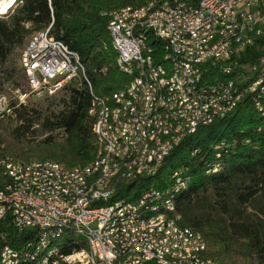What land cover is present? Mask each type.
<instances>
[{
  "label": "trees",
  "instance_id": "obj_1",
  "mask_svg": "<svg viewBox=\"0 0 264 264\" xmlns=\"http://www.w3.org/2000/svg\"><path fill=\"white\" fill-rule=\"evenodd\" d=\"M145 1L18 0L8 14L0 16V73L14 70V54L31 32L52 23L51 35L79 55L93 93L113 97L131 77L116 65L117 53L107 28L109 14ZM148 45L154 49L155 63L161 64L162 41L149 36ZM261 45L239 50L232 58L238 63L236 69L245 71L255 64L263 53ZM25 84L21 68L16 73L8 70L0 75V94L4 86L25 91ZM63 89L66 96L46 106L9 98L8 111L0 118V161L49 159L71 168L93 159L90 93L83 80L67 83ZM212 164L218 165L217 171L206 173ZM177 168H183L187 184L175 195V214L179 225L202 235L204 255L219 264H264V114L254 109L250 97L187 135L154 176L118 184V195L134 200L151 186L163 188ZM2 224L0 231H8L6 242L13 245L14 230L8 219Z\"/></svg>",
  "mask_w": 264,
  "mask_h": 264
},
{
  "label": "built area",
  "instance_id": "obj_2",
  "mask_svg": "<svg viewBox=\"0 0 264 264\" xmlns=\"http://www.w3.org/2000/svg\"><path fill=\"white\" fill-rule=\"evenodd\" d=\"M14 1V0H13ZM215 1H222V9H215ZM17 3H14V7ZM143 10V9H142ZM9 12V11H8ZM124 12L109 19L115 32L117 45L122 51L121 65L124 70L135 73L136 85L140 94L144 89H151V96L157 98V106L164 111V118L153 117V109L145 113H126L131 117V125H123V131L132 130L133 142L141 141L143 148H147V137L150 131H158L161 124H168L173 128V119L178 115H186V124L182 130H174L171 146H164L160 141V154L157 159L158 172L162 156L169 153V147H174L183 140V134L188 130L203 125L204 122L218 119L219 116L230 113L245 96H249L255 110L257 105L264 103V0H241L238 4H231V0H203L200 7L182 8L177 11V17L172 19L157 18L152 14L153 24L149 28L133 25V16L140 13ZM230 13H239V20L229 30H223L216 35V44H206V36L211 32H202V25L210 21V17L228 16ZM178 19L192 21L193 26H200V35L197 41L187 39V32L192 28H185L179 33V39H170L168 32H164V23L178 22ZM156 31L158 39H165L169 55L178 61L177 74H168L172 81L171 100L161 98L156 88V78L150 77V69H138L136 46L145 49V61L152 62L153 51L147 47L146 39H133V32ZM262 43V55L256 63L245 67V71L237 70L238 63L232 60L233 56L246 46ZM19 64L25 75L27 91L16 89L14 98L25 103L31 94L39 95L42 92H51L53 86L76 81L77 73L72 70V61L69 56L62 54L61 48L56 46V40L51 35L49 25L34 32L20 52ZM163 69V68H160ZM223 70H234L235 80H220ZM204 78H215V85H204ZM172 94H181L182 104L174 105ZM121 101L132 99L130 90L120 91ZM101 96H99L100 109ZM9 98L0 94V118L8 111ZM118 124V123H117ZM106 125H100L98 132H105ZM136 128H143L144 140H137ZM99 143V139H95ZM127 154L125 155V157ZM107 162V161H106ZM144 155L135 166L143 167L145 175ZM98 165L88 164V171H96ZM216 166H208L215 169ZM66 172V171H63ZM50 175L51 171L43 172ZM184 175L182 168L181 177ZM135 176V173H133ZM86 175H76L75 181ZM39 178V176H35ZM173 178V177H172ZM19 179V178H18ZM140 178H136L138 180ZM75 181L73 188H57L62 191V199L45 200L38 202V207H31V213H21L15 210L9 218L8 224L13 229L14 222H21V230H14L15 243L6 242L8 231L0 235V264L25 263L26 253L32 251L36 241H49V238L58 239V232L89 233L91 242L98 249L100 261H116L112 242H119L120 247L127 246V241L139 242L146 250L161 251L164 261H180L185 264H219L204 255L206 244L202 235L192 228L181 226L179 216L175 214V205L169 206V213L159 214L146 220L126 219V211L139 204L143 199L129 200L120 197L118 193H111L105 189L96 193L94 200H86L85 196H75ZM132 184V183H130ZM54 186V185H53ZM1 187V186H0ZM177 187V186H173ZM152 188V186H151ZM13 198L1 194L2 202ZM29 204L30 197L18 198ZM49 203H57V211L49 210ZM108 220H120V227L106 229ZM34 231H41V239H34ZM83 242V241H82ZM117 262V261H116ZM120 264V262H117ZM56 264H98L90 261L89 253L76 252L72 248L69 254ZM127 264H139L138 256L133 257Z\"/></svg>",
  "mask_w": 264,
  "mask_h": 264
},
{
  "label": "bare ground",
  "instance_id": "obj_3",
  "mask_svg": "<svg viewBox=\"0 0 264 264\" xmlns=\"http://www.w3.org/2000/svg\"><path fill=\"white\" fill-rule=\"evenodd\" d=\"M17 1L0 0V16L12 10L14 3H17ZM240 1L231 0V4H238ZM202 3L203 0H147L141 5H126L115 9L109 15L111 18L124 12L141 11L133 16V25L149 28L153 24L152 14L156 13L157 18L172 19V17H177V11H181L182 8L200 7ZM215 9H222V1H215ZM237 20H239V13H230L225 17H210V21H206V24L202 25V32H211V35L206 36V44H216V35L223 30L232 28ZM49 28H52V23L49 24ZM107 28L110 33L112 48L117 53L116 65L131 77V81L113 97H101L99 111V96L93 93L91 83L85 76L79 55L62 40L55 39L56 46L61 48L62 54L70 57L72 70L77 73V78L85 82L91 96L88 113L94 118L92 132L95 139H99V143H95L94 157L88 164L95 163V165H98L96 171L87 172L88 164L63 168L57 162L49 159L30 160L23 163L14 162L8 157L2 159L0 161V200L1 194L13 196V198L2 202L0 205V226L5 219H8L9 222V218L14 215L15 210H21V213H31V207H38V202L41 199H62V191L57 188H73L76 175H86V177H80L75 181V196H85L86 200H94L96 193L105 189H111V193H118L117 185L120 183L128 185L136 181V178L154 176L157 169L158 155L160 154L158 137L161 138V142H164V146H171L174 130L184 128L186 115L175 116L173 128L168 127V124H161L158 131H150L147 137V148L142 147L141 141L133 142L132 130L123 131V125H131V117H126V113H133L134 107L136 113H145L149 108H154L153 117L156 118H164V111L161 108H155L157 98L150 97L151 89H144V92L140 94L136 81H133L135 80V73L124 70L121 65L122 51L120 46L117 45L111 23H108ZM185 28H192V21L178 19V22L164 23V32H168L170 39H179V33H184ZM199 35L200 26H193L187 32V39L197 41ZM149 36L162 41L163 57H161L164 63L156 64L153 55L152 62H144L145 49L143 46H136L138 69H150V77L156 78V88L157 91H160L161 98L171 100L172 81L168 74H177L178 61L175 57L169 55L165 39H158L156 31L133 32V39H146L147 47H151L148 45ZM152 51H154L153 48ZM233 72L234 70H223L220 73V80H235L232 75ZM204 85H215V78H204ZM127 89L130 90L132 99H127L126 102L121 101L120 91H127ZM172 102L174 105H181V94H172ZM257 110L262 111L264 114V103L257 105ZM99 119L100 125H106L105 132H98ZM212 121L204 122L203 125L210 124ZM197 128L188 130L186 134H183V139L194 133ZM136 137L137 140H144L143 128H136ZM174 147H169V153ZM169 153L162 156L161 164ZM142 154L146 162L145 174H149L144 177L143 167L135 166L138 160L141 159ZM214 166H216L215 169L206 170V173L216 172L218 165ZM47 171H51L53 174H61V177L52 175V185L43 186V183L50 182V175L43 173ZM133 173H135V176H133ZM181 174L182 170L177 168L171 172L168 184L165 187H150L140 192L135 199H145L126 211V219L146 220L150 217H157L162 213H169L167 202L174 205L175 195L182 191L187 184V180L183 175L182 183L181 177H175V175ZM35 176H39V178H35ZM22 197H30L29 204H25V202L18 199ZM49 210L57 211V203H49ZM116 227H120V220H108L106 222V229ZM13 230H21V222H14ZM5 231L6 229L1 230L0 235ZM34 239H41V231H34ZM83 246H85V253H89L92 263L118 264L117 262H120V264H127L133 257L138 256L139 264H185L180 263V261H164V254L161 251L146 250V255H139L143 254V247H139V242L134 241H127L125 248L120 247L119 242H112V249L115 250V260L117 262L100 261L98 249L91 242L89 233L80 234V232L69 231L58 232V239L49 238V241H36L32 251L26 253L25 263L17 264H56L58 260L65 258L72 248L76 252H83Z\"/></svg>",
  "mask_w": 264,
  "mask_h": 264
},
{
  "label": "rangeland",
  "instance_id": "obj_4",
  "mask_svg": "<svg viewBox=\"0 0 264 264\" xmlns=\"http://www.w3.org/2000/svg\"><path fill=\"white\" fill-rule=\"evenodd\" d=\"M141 5V4H140ZM11 11V10H10ZM9 11V12H10ZM6 14H8V13H6ZM6 14H4V15H2V16H5ZM109 14V13H108ZM34 33V31L33 32H31V34L26 38V41H25V44H24V46L26 45V43H27V41L29 40V38L31 37V35ZM23 46V47H24ZM23 47H22V49H23ZM22 49H19V50H17L16 52H15V54H14V66H13V69L14 70H11V69H5L4 71V73H0V75H5L6 74V71H8V70H10L12 73L14 72V73H16V71H20V64H19V55H20V52H21V50ZM76 81L78 82V81H80V79L79 78H77L76 79ZM26 83V82H25ZM67 83H65V84H59V85H57V86H53V89H52V91L51 92H48V91H46V92H42V93H40L39 95H36V94H31V95H29L28 97H27V99H26V102H28V103H34V104H37V105H41V106H46V105H48V104H51V103H53V102H57L60 98H62V97H65L66 96V92H65V90L63 89V87L66 85ZM24 88H25V91H27L28 89H27V86H26V84L24 85ZM17 89V88H16ZM16 89H13L12 88V86H4L3 88H2V90H1V94H4V95H6V96H8V98H10V97H14V91L16 90ZM19 89V88H18Z\"/></svg>",
  "mask_w": 264,
  "mask_h": 264
}]
</instances>
